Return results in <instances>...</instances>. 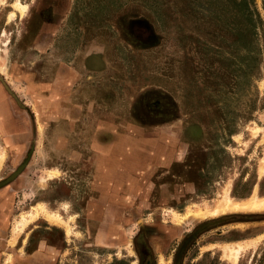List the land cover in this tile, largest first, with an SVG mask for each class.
<instances>
[{
  "label": "rangeland",
  "instance_id": "374dc122",
  "mask_svg": "<svg viewBox=\"0 0 264 264\" xmlns=\"http://www.w3.org/2000/svg\"><path fill=\"white\" fill-rule=\"evenodd\" d=\"M0 183L6 264H264V0H0Z\"/></svg>",
  "mask_w": 264,
  "mask_h": 264
},
{
  "label": "flooded vegetation",
  "instance_id": "af4514ba",
  "mask_svg": "<svg viewBox=\"0 0 264 264\" xmlns=\"http://www.w3.org/2000/svg\"><path fill=\"white\" fill-rule=\"evenodd\" d=\"M56 7H61V5H56ZM233 220V219H232ZM226 222V221H225ZM208 223V222H206ZM203 223V224H206ZM202 224V225H203ZM201 226V225H200ZM199 226V227H200ZM214 226V225H212ZM211 227V226H210ZM197 230V229H196ZM55 230L50 229V231L48 232V234H50V236L48 237V242H49V238L53 237V234L55 233ZM94 235H97V231L94 232ZM168 235L166 234L165 230L160 231L158 234H152L150 231H148V229H142L133 239V248L131 249V253H129V257H134L136 264H158V262L160 263V260H163L162 257V253L163 250L162 249V245L164 244V242H166V240L168 239ZM47 247H43V249H41V247L35 246V248L32 249L31 252H28L27 255L29 254H34L36 251H41L42 253L40 254H44L45 258L49 261V264H59L57 261H53V251H54V244L53 242H49L46 244ZM21 246L17 245L15 248H13V263L18 264V260H23V258H20V256H18V252L20 253L19 249ZM180 246L177 248V251L175 253V257H174V263L175 264V260L177 258V254L179 252ZM114 256H117V253L114 252L113 253ZM128 255H123L122 258L123 260L119 263V264H131L133 262H131V260L127 258ZM24 257V256H23ZM27 257V256H26ZM125 258V259H124ZM184 258V254L181 257V263L182 264V260ZM0 261L2 264L5 263V259L2 258V255L0 254ZM116 264V263H115Z\"/></svg>",
  "mask_w": 264,
  "mask_h": 264
},
{
  "label": "bare ground",
  "instance_id": "6f19581e",
  "mask_svg": "<svg viewBox=\"0 0 264 264\" xmlns=\"http://www.w3.org/2000/svg\"><path fill=\"white\" fill-rule=\"evenodd\" d=\"M14 7L19 9L21 12H23L24 10H26V6L20 4L19 2L14 4ZM252 198V197H251ZM254 199H252L251 202H249V204H247L248 206L250 205H254V207L256 208H261L264 207V200L261 201H256L255 196L253 197ZM229 199L227 198V196L225 197V199L221 202L220 206L217 207L216 212L214 213H218L220 211L226 210L227 208H229L230 203H229ZM235 204V203H234ZM244 204V203H243ZM249 208V207H247ZM253 210V208H252ZM29 222V220H24V222H22V227H24L27 223ZM20 226V225H19ZM19 231V230H18ZM17 231V232H18ZM244 248L241 245H238L237 248H233L230 250V254H229V258L233 261L236 262L237 258H238V254L241 250H243Z\"/></svg>",
  "mask_w": 264,
  "mask_h": 264
},
{
  "label": "water",
  "instance_id": "95a60500",
  "mask_svg": "<svg viewBox=\"0 0 264 264\" xmlns=\"http://www.w3.org/2000/svg\"><path fill=\"white\" fill-rule=\"evenodd\" d=\"M12 179V177L10 178ZM5 183V182H4ZM3 183H0V185H2ZM232 219H235L234 216L232 217H224V218H220V219H217V220H214V221H211V222H208L206 224H203L201 225L193 234H191L181 245L180 249H179V252L177 254V258L175 260V264H180L181 263V257H182V254L184 252V249L186 247V245L188 244V242L196 236L197 233H199L200 231H202L203 229L209 227V226H212V225H216V224H219V223H222V222H225V221H228V220H232Z\"/></svg>",
  "mask_w": 264,
  "mask_h": 264
},
{
  "label": "crops",
  "instance_id": "0c3cea01",
  "mask_svg": "<svg viewBox=\"0 0 264 264\" xmlns=\"http://www.w3.org/2000/svg\"><path fill=\"white\" fill-rule=\"evenodd\" d=\"M108 141H110V143H111V139H109ZM98 142H100V141H98ZM116 146H117V143L115 142L113 147H116ZM115 151L116 150H114V153H115ZM101 156L105 157L104 155H101ZM96 158H98V159H96L97 162H100L99 156ZM40 253H42V252L36 251L34 254L31 253V254L27 255V257H22V255L18 252L17 253L18 256H20V258H23V260L20 259L17 262H18V264H49V261L46 258H44V260H42V258H40ZM0 264H2L1 261H0ZM4 264H6V262ZM10 264H15V263L12 262Z\"/></svg>",
  "mask_w": 264,
  "mask_h": 264
}]
</instances>
